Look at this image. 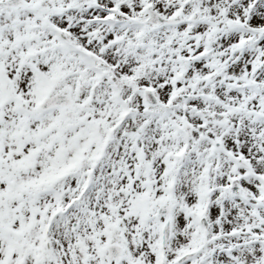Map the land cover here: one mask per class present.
<instances>
[{
	"label": "snow or ice",
	"instance_id": "6c2138e0",
	"mask_svg": "<svg viewBox=\"0 0 264 264\" xmlns=\"http://www.w3.org/2000/svg\"><path fill=\"white\" fill-rule=\"evenodd\" d=\"M0 264H264V0H0Z\"/></svg>",
	"mask_w": 264,
	"mask_h": 264
}]
</instances>
